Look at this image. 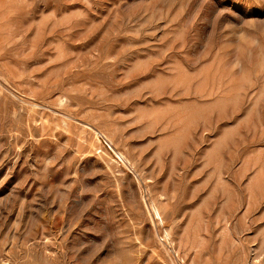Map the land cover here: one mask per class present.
I'll return each mask as SVG.
<instances>
[{"label": "rangeland", "instance_id": "1", "mask_svg": "<svg viewBox=\"0 0 264 264\" xmlns=\"http://www.w3.org/2000/svg\"><path fill=\"white\" fill-rule=\"evenodd\" d=\"M0 264H264V0H0Z\"/></svg>", "mask_w": 264, "mask_h": 264}]
</instances>
